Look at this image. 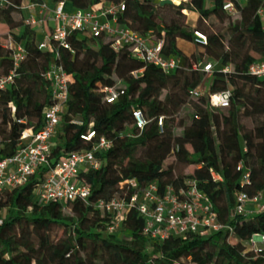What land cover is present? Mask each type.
<instances>
[{"label": "trees", "instance_id": "trees-1", "mask_svg": "<svg viewBox=\"0 0 264 264\" xmlns=\"http://www.w3.org/2000/svg\"><path fill=\"white\" fill-rule=\"evenodd\" d=\"M23 1L0 0V23L28 51L14 82L0 92V160L19 150L25 129L42 127L43 111L52 102L43 74L54 61V51L40 49L44 33L38 34L36 28L16 19L23 13ZM106 1L124 3L117 23L150 34L154 40L162 38L163 56H176L180 64L166 72L139 59L127 46L115 50L105 36L79 31L68 35L69 47L54 44L59 62L73 75L70 96L53 139L50 165L25 185L0 192V210H4L0 264H264V247L256 251L244 243L256 234L264 235V211L248 216L235 212L240 192L252 196L264 191V78L249 72L251 64L264 61V19L260 13L264 0H233L237 12L224 9L226 0H188L177 5H161V0ZM67 2L74 8L92 9L101 0ZM167 7L176 8L180 16L185 9L198 13L197 26L189 28L179 18L161 23L159 10ZM234 14L239 17L233 19ZM211 16L227 21V43L224 33L210 29L206 23ZM20 28L22 31L17 32ZM196 31L205 34L207 41H198ZM179 39L205 50L199 56L189 55L179 47ZM204 56L213 64L209 91L215 93L230 86V106L212 107L208 96H201L206 106L189 110L187 118L173 126L170 121L192 98L190 89L201 85L205 77V72L194 68L203 63ZM32 60L39 64L38 71L32 70ZM226 66L231 67L229 71H224ZM13 67L11 51L0 41V77ZM135 71H140L137 76ZM111 86L123 93L108 103L103 88ZM135 108L142 109L150 120L142 132L133 124ZM160 116H164L163 131L158 125ZM245 119L252 120L254 126H247ZM90 130L96 137L82 138ZM101 136L113 141L112 147L95 153L103 161L102 167L85 168L79 175L91 187L88 202L40 204L36 187L45 173L64 155L92 150ZM170 156L175 161L165 167ZM240 162L243 167L238 169ZM190 165L197 166L192 174L176 172L179 166ZM211 169L222 179H215ZM247 172L249 181L245 180ZM131 179L139 189L156 183L161 192L168 185L178 191L187 187V180H195L213 201L220 221L232 226L234 232L223 229L186 237L171 234L159 240L144 233L145 217L131 209L118 230L130 238L125 241L118 231L108 230L112 217L102 214L94 202L133 193L135 188L125 183ZM65 207H70L71 213ZM54 226L64 229L59 240L52 238Z\"/></svg>", "mask_w": 264, "mask_h": 264}, {"label": "built area", "instance_id": "built-area-1", "mask_svg": "<svg viewBox=\"0 0 264 264\" xmlns=\"http://www.w3.org/2000/svg\"><path fill=\"white\" fill-rule=\"evenodd\" d=\"M51 6L48 0L23 1L21 8L28 10V15L23 18V25L33 28L46 27L49 22H55L49 31L44 32V38L39 42L42 50L54 51L55 60L49 70L45 72L44 78L48 81L52 102L43 111L44 124L38 130L27 128L21 135L22 145L13 155L0 160V192L12 190L25 185L38 173L39 170L50 165L53 139L57 134L61 123V116L69 100V87L73 81V75L68 73L59 62V51L54 44L69 47L68 35L73 31L89 34L95 37L105 36L112 41L115 50H120L127 46L132 53L146 62L159 66L166 72L175 70L180 64V58L176 56L165 57L162 54L164 41L162 38L152 39L151 35H143L137 30L117 23L120 12L125 10V4L109 3L107 7L96 9H80L68 7L67 0H53ZM107 2L101 0V3ZM224 9L230 12H237L234 1L225 3ZM185 11V10H184ZM262 11V10H261ZM260 11V12H261ZM101 17H107L103 21ZM198 41L206 42L205 34L196 31ZM11 51L14 67L6 75L0 77V92L6 90L15 80L17 69L27 59L28 51L26 47L10 37L5 44ZM196 70L205 72L206 77L212 76V62L199 63L194 66ZM230 66H226L224 71H229ZM140 71H135L134 75ZM249 72L264 78V61H256L249 67ZM105 99L108 103L115 102L123 93L118 88L104 87ZM192 98L208 96L212 107L226 108L230 106L232 88L229 86L225 90L211 93L207 86L199 85L190 89ZM133 124L138 132H142L149 123L144 111L135 108L132 111ZM160 130H164V116L158 118ZM96 132L90 130L82 134V138L90 140L96 137ZM136 136L135 133H129ZM113 141L105 136L99 137L94 143L92 150L74 151L68 155L60 157L56 165L45 173L44 177L37 183L36 198L40 204L50 201L68 203L75 200L88 202L91 195V187L83 182L80 172L88 167L98 169L102 167L103 161L96 156V151L105 150L112 147ZM243 167L239 163L238 169ZM212 176L221 180V175L211 169ZM249 172L245 174V180L249 181ZM125 183L135 188L131 194L114 196L113 198L99 199L94 202V207L102 214H110L111 224L108 226L110 232H117L131 209H136L145 217L144 233L155 239L164 240L171 234L186 237L190 233L216 232L229 229L234 232V228L220 221L214 208V203L210 197L201 191L195 180H187V187L178 191L174 186L168 185L161 192L159 185L149 183L139 189L135 179ZM124 185V184H122ZM251 204L254 208H249ZM264 211V191H259L254 195L247 192H240L237 195L235 212L239 215L248 216ZM4 222V210H0V225ZM249 247L254 250L264 247V235L256 234L247 240ZM263 244V246H259Z\"/></svg>", "mask_w": 264, "mask_h": 264}, {"label": "rangeland", "instance_id": "rangeland-1", "mask_svg": "<svg viewBox=\"0 0 264 264\" xmlns=\"http://www.w3.org/2000/svg\"><path fill=\"white\" fill-rule=\"evenodd\" d=\"M175 2V0H173ZM182 1H188V0H180L179 3H175L180 4ZM229 1V0H226ZM240 2L244 3L245 0H239ZM182 12V16L178 15L176 8L173 7H167L165 9H160L159 10V19L161 23H168L170 22V20L172 18H179L180 21L187 25L189 28H194L197 26L198 24V18H199V14L193 11H190L188 9H185V11L181 10ZM263 19H264V11L260 12ZM239 15L238 14H234L233 15V19L238 18ZM23 18H24V14L20 13L16 15V19L18 20V22L20 24H23ZM206 23L208 24V26L210 27V29L217 31V32H222L226 35V39H225V43H227L228 41V32H227V26L228 23L226 22H220L219 19L215 16H211L209 19L206 20ZM22 28L18 29L17 32H21ZM37 31L39 34L44 33V27H37ZM14 35L11 34L10 29L4 25L0 23V41L2 44H7V41L10 39V37L13 38ZM178 45L179 47L186 51V53H188L189 55H192L193 53L196 55H200L202 54V52H204V48L202 46H199L198 44L194 43V42H187L185 40L179 39L178 40ZM257 58H262L261 55L257 54V53H253ZM54 60H55V55H54ZM208 62V58L207 56H204L203 58V63ZM30 66L32 68V70H39V64L36 61H30ZM231 68V67H230ZM212 79V76L210 77H204L201 85L203 87L205 86H209V83ZM206 95H204L205 97ZM196 106H206V103L201 99V98H189V103L186 104L182 110L175 116V120L174 121H170V124L175 126L177 125L178 121H180L183 118H187V113L189 110H193ZM246 125L249 127H253L254 126V122L250 119H245L244 120ZM180 128H176L175 131L176 133L180 132ZM140 153V152H139ZM175 161V159L170 156L166 159L165 161V167L168 166L169 164L173 163ZM197 168L196 165H190V166H179L176 170V172L182 171L184 172V174H192L194 172V170ZM65 211L67 213H71V209L70 207H65L64 208ZM52 238L54 240H59L60 238H62L64 236V229L60 226H54L53 230H52ZM117 234H121V236H123V239L125 241H130V238L126 237L125 235H123V233L121 231H118ZM245 244L249 245L248 241H244ZM259 246H263V244L259 243Z\"/></svg>", "mask_w": 264, "mask_h": 264}, {"label": "crops", "instance_id": "crops-1", "mask_svg": "<svg viewBox=\"0 0 264 264\" xmlns=\"http://www.w3.org/2000/svg\"><path fill=\"white\" fill-rule=\"evenodd\" d=\"M30 1H31V0H25V2H30ZM48 2H49V4H50L51 6L54 5V1H53V0H48ZM108 5H109L108 2L100 3V4L96 5V6H94L93 9L99 10L101 7H103V6H104V7H107ZM68 7L72 8L73 6H72L70 3H68ZM28 13H29L28 10L23 11L24 16L28 15ZM101 20L106 21V20H108V18H107V17H101ZM54 25H55V22H49L48 25H46V27L44 28V31H45L46 29H48L49 27H53ZM36 30H37V29H36ZM38 34H39V33H38ZM248 207L251 208V209L254 208L251 204H249Z\"/></svg>", "mask_w": 264, "mask_h": 264}, {"label": "water", "instance_id": "water-1", "mask_svg": "<svg viewBox=\"0 0 264 264\" xmlns=\"http://www.w3.org/2000/svg\"><path fill=\"white\" fill-rule=\"evenodd\" d=\"M165 4H175V2L173 0H161V5Z\"/></svg>", "mask_w": 264, "mask_h": 264}, {"label": "bare ground", "instance_id": "bare-ground-1", "mask_svg": "<svg viewBox=\"0 0 264 264\" xmlns=\"http://www.w3.org/2000/svg\"><path fill=\"white\" fill-rule=\"evenodd\" d=\"M180 2V0H175V3H179Z\"/></svg>", "mask_w": 264, "mask_h": 264}]
</instances>
